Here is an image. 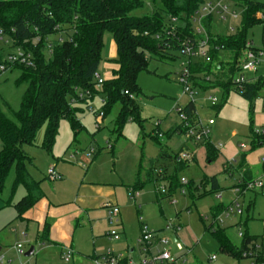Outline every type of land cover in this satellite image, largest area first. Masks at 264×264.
Wrapping results in <instances>:
<instances>
[{"label":"rangeland","instance_id":"rangeland-1","mask_svg":"<svg viewBox=\"0 0 264 264\" xmlns=\"http://www.w3.org/2000/svg\"><path fill=\"white\" fill-rule=\"evenodd\" d=\"M218 1L209 0L206 5L209 3L217 5ZM256 1L264 3V0ZM222 3L238 15L235 19L228 17L226 21L217 15H212V33L215 36L226 37L241 28L243 9L237 8L230 0H222ZM161 8V0H144V7L135 11L133 16L152 15L158 11L161 12ZM207 16L208 13L202 11L193 16L190 20L193 32L200 27L199 21ZM164 23L165 26L185 27L183 22L173 23V20L168 18L164 20ZM59 38V34H54L50 36L49 41ZM103 39L104 49L98 78L106 82L112 80L117 68L116 58L111 57L110 54L111 51L116 50V46L110 32H105ZM263 40L264 21L247 32L248 43L259 51L263 49ZM14 51L15 48L11 46L3 48L0 51V59L3 62L6 61L7 55ZM175 56L177 58L168 60H162L154 55L150 56L146 70L137 78V85L141 91L136 98L139 120H129L122 133L117 132L115 124L121 110L120 104H116L103 119L98 117L102 113L105 99L99 91L93 99L90 98L91 100H88L86 104L77 107L79 109L76 114L78 132L71 120L60 121L51 153L43 147L44 127L38 131L34 145L22 147L28 158L26 169L34 180H42V183L45 182V177H48L50 168L61 165L74 167L83 175H88V179L92 181L113 185L117 190L116 197L123 214L122 220L129 244L131 248L134 247L137 250V239L140 236L138 213L127 188H134L140 182L144 186L140 187L139 191L133 190L139 193L136 201L137 204L142 205L141 216L149 231L157 232L162 238L173 242L172 228L182 227L180 239L184 251H177L175 243L163 247L171 252L174 260H178L181 256L185 257L177 264H251L250 259H239L226 254L213 234L219 226L225 230L226 237L235 250H241L243 240L239 238V233L246 234V229L240 224L236 225L237 217L235 216L237 215L229 214V217H226L224 212L216 214L219 203L231 200L233 187L239 182L238 173L232 167H229L230 173L224 172L223 156L211 163L208 162L204 148L198 147L186 135L174 131L182 124L178 111L190 101V97L184 93V86L181 84L183 64L187 59L181 54ZM228 59L229 57L226 61ZM19 77L20 71L17 69L0 76V108L10 119H13L14 113L19 110L27 87L25 84L16 85L15 82ZM253 77H264V58L260 59V65L255 74L245 75L247 79ZM191 88L200 123L215 121L210 132L211 142L218 149H223L226 158L236 162L239 158L232 159L233 155L236 158V153H242L241 146H243L251 158V163L256 164L258 174L254 175L261 176L262 171L258 161L264 157V146L251 151L250 138L253 134H261L264 129V89L249 102L234 90L225 92L221 88L214 87L206 90L192 86ZM157 128L162 135L159 142L152 139ZM184 153L193 155L194 161L188 167L179 170L176 156ZM151 163H154L155 171H162L168 177L177 178L180 181L183 179L192 181L196 186L200 185L205 176L207 178L216 177L219 189L213 191L210 185H205L203 189L191 196L187 191L186 195H182V190L179 189L172 197L159 200L157 192L162 188L167 192L169 183L167 181L147 183ZM15 178L13 168L0 198V231L2 238L6 237L3 245L6 246L5 250L8 252L7 258L3 254L4 264H43L44 259L50 256L46 254L44 247L31 258L19 256L18 245L22 246L25 253L33 245L24 242L23 237L16 242L14 236H9V231L3 230L9 227L8 223L13 221L14 216L16 219L15 210L8 206L9 201L17 199L24 192L23 186L14 189ZM218 195L222 196V201L217 198ZM102 211L105 212L104 209ZM245 211L243 210L244 218L247 215ZM99 218L102 221L96 220V222L102 223L103 228L110 230L112 227L110 222L107 221V228L105 225L106 212L101 213ZM117 230L123 231L122 228H117ZM260 230H263L262 226ZM75 240L78 244H86L92 253L93 241L89 231L77 229ZM121 244L122 242L111 243L109 248L116 251ZM37 245L40 247L42 243H37ZM98 247L97 251H100ZM106 248L107 246L103 249ZM50 257L48 264H66L58 254ZM133 257L137 259V254ZM213 257L215 260H212ZM81 258L82 261H79V256L74 253L73 260L69 264H92L89 258Z\"/></svg>","mask_w":264,"mask_h":264},{"label":"trees","instance_id":"trees-1","mask_svg":"<svg viewBox=\"0 0 264 264\" xmlns=\"http://www.w3.org/2000/svg\"><path fill=\"white\" fill-rule=\"evenodd\" d=\"M207 1L161 0V12L135 17L133 13L144 7V0H0V31L13 42L14 48H21L33 57V66L17 65L11 70L20 71L16 85L27 86L14 118L5 116L0 108V198L8 175L14 168V189L23 186L27 192L14 205L19 218L44 196L40 183L26 169L28 158L22 147L34 145L38 131L44 127L43 147L51 153L60 121L71 120L78 132L77 107L93 99L99 91L105 96L103 118L116 104L121 106L115 121L118 133H122L129 120H139L136 103V98L141 94L137 85L139 74L146 70L152 55L168 60L181 54L183 43L191 42L198 47L201 38L196 31L193 32L190 20ZM230 1L243 9L241 28L232 35L219 37L212 33L213 16L204 20L203 26L209 39L208 59L189 60L188 82L193 88L201 90L211 87L221 88L225 92L234 90L251 102L264 89V77L250 78L241 84H235L234 80L241 74L247 50L259 52L253 45L249 46L247 32L264 21V3L256 0ZM166 18L181 21L185 27L165 26ZM105 32L113 36L117 68L112 80L103 81L99 86L98 70ZM54 34H59L60 38L50 42L49 38ZM261 51L264 52V45ZM178 115H184L190 127L197 128L199 117L193 101L179 110ZM174 131L187 135L189 128L182 122ZM154 133L152 139L159 142L160 130L157 128ZM250 139L251 151L263 147L264 129L261 134L251 135ZM190 140L194 141L192 138ZM196 144L205 149L208 162L220 157L219 149L211 142L210 136ZM177 163L179 170L188 167L180 161ZM229 167L241 175L242 185L238 187L253 180L245 164V155L238 162L225 164L224 172L227 173ZM155 170L154 163H151L147 183H169L166 193L157 192L159 200L170 198L184 188L179 179ZM205 185H210L213 191L218 190L217 178L205 177L198 186L189 181L186 187L188 195L203 189ZM143 186L139 182L133 189L139 191ZM226 209L220 206L216 214H222ZM213 234L226 254L239 259H243L245 251L264 242L263 238L244 234L242 248L237 251L227 239L224 229L218 226ZM45 237L46 232L41 238L44 240ZM261 260L264 262V259Z\"/></svg>","mask_w":264,"mask_h":264},{"label":"crops","instance_id":"crops-1","mask_svg":"<svg viewBox=\"0 0 264 264\" xmlns=\"http://www.w3.org/2000/svg\"><path fill=\"white\" fill-rule=\"evenodd\" d=\"M110 54L111 57L117 59V49L111 51ZM251 79L255 80L256 77ZM241 148L243 149L242 153H236L237 157L235 158V155H233L234 158L232 159H240L242 155H245V164L252 176V179L264 180V157L258 161L262 174L261 176H255L254 174H258L256 164L251 163V158L248 156L249 154L246 149H244L243 146H241ZM219 152L220 156H223L225 160L224 169L225 164L235 161L226 158L223 149H219ZM178 161L179 155H177V162ZM52 168L62 175L63 179L61 181H50L46 176L45 182L43 183L42 180H35L40 183V188L42 189L44 196L32 209L26 212L22 218L18 217L14 205L27 195L26 190L24 189V192L19 195L17 199L9 201L11 202V205L8 203V206L15 210L16 219L14 216L13 221L8 223L10 224L9 227H6V229L4 228L3 230L9 231V236H14L16 242L23 237L24 242L33 245L35 253L37 251L39 253L42 247H44V251H46V254L50 256L57 254L61 256L65 249H71L79 256V261H82L81 257H87L90 259L92 264H94V260L97 257L102 256L108 249H110L109 247L111 246V243L115 244L120 242H122V244L116 248L115 252L118 254L130 253L134 256L137 249L134 247L131 248L129 244V239L124 230L122 220L123 214L121 211L119 217L120 226L118 228H122L123 231H119L121 233L120 240L118 242H111L106 236L109 231L107 228V221L109 220L106 205L114 204L121 209L118 205V199L116 197L117 190L115 187L113 185L92 181L88 179V175H83L74 167L58 165L53 166ZM228 173H230V171H228ZM237 173L239 176V182L233 187V196L231 200L226 203L222 201L219 203L218 207L221 206L226 209L229 208L234 201H238V203L242 204L241 206L243 210H246L245 213L247 215H245V218L244 212L241 216L234 215L237 217V219H235L236 225L240 224L244 226L246 234L250 237L264 239V197H262L258 192L238 193L237 189L239 188L238 186L241 182V175L239 172ZM130 189L133 190V187H128L127 191L130 192ZM136 200L134 201V206L138 213V224L141 236L142 226L143 224L147 226V224L141 216L142 205L140 203L137 204ZM102 209L106 212L105 225L107 229L103 228L101 225L102 223L96 222V220L102 221L99 218L101 213H105ZM260 226L263 228L262 231L260 230ZM77 229H84L90 232V236L93 241L92 253L89 251L86 244H78L76 242L75 234ZM44 232H46V237L43 240L41 237L44 235ZM140 236L138 237L139 239ZM5 240L6 237L3 239L0 231V264H4L5 256L7 258L8 255V252L5 250L6 246L3 245ZM178 240L181 241L180 234H178ZM37 243H42V246L39 247ZM97 246H99L98 248H100V251H97ZM106 246L107 248L103 249ZM50 256L44 259L43 264H48L51 259ZM79 261L77 260V262Z\"/></svg>","mask_w":264,"mask_h":264},{"label":"built area","instance_id":"built-area-1","mask_svg":"<svg viewBox=\"0 0 264 264\" xmlns=\"http://www.w3.org/2000/svg\"><path fill=\"white\" fill-rule=\"evenodd\" d=\"M207 12L208 16L217 15L220 19L226 21L228 17L237 18L238 15L235 11H230L228 6L222 3V0H219L217 5H213L212 3L205 4L198 12ZM197 12V13H198ZM196 13V14H197ZM207 16V17H208ZM207 17H203L199 21L200 27L196 30L197 34L200 35V42L198 47H195L191 42H186L182 44L181 54L187 59V61L183 64V74L181 77V84L184 86V93L190 97V101H193V93L190 83L188 82L189 72H188V63L190 59H198V58H207L208 59V37L206 35V31L203 26V22ZM260 18H263L260 16ZM195 21V20H194ZM176 23V20H173ZM13 47V42L7 37V35L0 31V51L3 48ZM252 46V44H249ZM51 49V46H49ZM8 59L6 61H1L0 63V76H2L6 72H10L12 68L17 65L31 67L33 66V57L32 54L26 52L21 48H15L14 53H10L7 55ZM264 58V52L259 51L255 52L252 49H248L244 62L241 65V74L237 76L234 80L235 84L244 83L247 78H245L246 74H255L257 72V68L260 65V59ZM103 83L101 79L98 78L99 86ZM264 105V100H263ZM100 119H103V113H100L98 116ZM182 122H185V126L189 128L187 133V137L192 138L195 143H200L203 139L210 136L211 129L215 125L214 120H210L206 124H202L199 121L197 128H192L186 122V117L181 115ZM162 135L159 134V138ZM1 149V143H0ZM179 161L183 164L190 165L194 161V156L189 153H184L179 156ZM264 162V160H263ZM48 178L50 181H61L63 179L62 175H60L54 168H51L48 171ZM181 184L183 185V189H181V194L186 195V187L189 184V181L181 180ZM240 185L241 182H240ZM162 193H166L165 189H160ZM238 193H246V192H258L262 197H264V180L256 179L249 181L243 185V187H239L237 189ZM129 197L131 200L135 201L139 197V193L131 190L129 192ZM217 198L222 201V196L218 195ZM108 213V220L112 225V228L107 232L106 236L111 242H118L121 238V233L117 230L120 226V209L118 206L114 204H108L106 206ZM226 217H229V214L241 216L243 214V208L238 203V201H234L229 208L224 211ZM218 220V219H217ZM222 222V221H221ZM174 237L173 242L167 238H162L157 232H150L148 227L143 224L141 229V236L138 240V250L135 252L137 254V259H135L132 254H118L115 251L108 249L105 254L100 257H97L94 260V264H177L181 260H184V256H181L178 260H174L171 252L169 250L163 249L165 246H169L171 243H175L176 250L179 252L184 251V246L181 241L178 240V234L182 231L181 226L172 228ZM239 238L243 239L244 234L242 232L239 233ZM19 256H24L25 251L23 250L21 245L17 246ZM74 252L71 249H65L62 252L61 258L64 263L69 264L73 260ZM243 259H250L251 264H264L261 259H264V242L257 243L253 249L245 251L242 254ZM215 260V257L212 258Z\"/></svg>","mask_w":264,"mask_h":264},{"label":"water","instance_id":"water-1","mask_svg":"<svg viewBox=\"0 0 264 264\" xmlns=\"http://www.w3.org/2000/svg\"><path fill=\"white\" fill-rule=\"evenodd\" d=\"M35 253V248L31 247L26 253H25V258H31Z\"/></svg>","mask_w":264,"mask_h":264}]
</instances>
